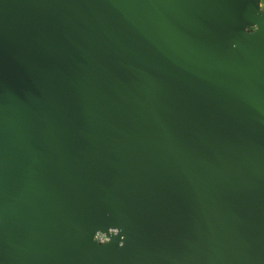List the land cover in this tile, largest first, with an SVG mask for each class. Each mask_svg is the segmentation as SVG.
Returning a JSON list of instances; mask_svg holds the SVG:
<instances>
[{"label": "water", "instance_id": "obj_1", "mask_svg": "<svg viewBox=\"0 0 264 264\" xmlns=\"http://www.w3.org/2000/svg\"><path fill=\"white\" fill-rule=\"evenodd\" d=\"M0 264H264L261 0H0Z\"/></svg>", "mask_w": 264, "mask_h": 264}, {"label": "built area", "instance_id": "obj_2", "mask_svg": "<svg viewBox=\"0 0 264 264\" xmlns=\"http://www.w3.org/2000/svg\"><path fill=\"white\" fill-rule=\"evenodd\" d=\"M96 239L101 242V243H105L107 242L109 239L106 235H97Z\"/></svg>", "mask_w": 264, "mask_h": 264}, {"label": "rangeland", "instance_id": "obj_3", "mask_svg": "<svg viewBox=\"0 0 264 264\" xmlns=\"http://www.w3.org/2000/svg\"><path fill=\"white\" fill-rule=\"evenodd\" d=\"M262 2V9L264 10V0H261Z\"/></svg>", "mask_w": 264, "mask_h": 264}]
</instances>
